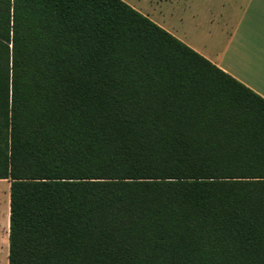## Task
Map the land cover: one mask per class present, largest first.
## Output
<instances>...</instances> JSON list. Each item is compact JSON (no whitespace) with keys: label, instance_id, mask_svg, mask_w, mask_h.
<instances>
[{"label":"trees","instance_id":"trees-1","mask_svg":"<svg viewBox=\"0 0 264 264\" xmlns=\"http://www.w3.org/2000/svg\"><path fill=\"white\" fill-rule=\"evenodd\" d=\"M8 264H264V98L123 0H0Z\"/></svg>","mask_w":264,"mask_h":264},{"label":"crops","instance_id":"crops-1","mask_svg":"<svg viewBox=\"0 0 264 264\" xmlns=\"http://www.w3.org/2000/svg\"><path fill=\"white\" fill-rule=\"evenodd\" d=\"M178 1L184 7H190L188 0L173 2ZM216 3L223 6V12L210 10L205 20L207 28L199 25L200 18L196 13L188 15L192 19L189 22L193 26L190 28L195 30L194 34L150 13H141L264 98V0H217ZM182 20L180 17V24ZM198 28L202 30L198 32ZM6 183L8 189L10 183Z\"/></svg>","mask_w":264,"mask_h":264},{"label":"rangeland","instance_id":"rangeland-1","mask_svg":"<svg viewBox=\"0 0 264 264\" xmlns=\"http://www.w3.org/2000/svg\"><path fill=\"white\" fill-rule=\"evenodd\" d=\"M123 1L131 6L134 5L140 12H143L145 14L150 13L153 17L159 20H164L165 22L167 20L170 24H174L178 28L182 27V30H185L184 28H186L191 34H194L195 30H192L190 28L193 27L192 23L190 24V22H192V19L188 17V15H193L196 13V16H199L200 18L199 25L203 28H207L208 23H205V20L207 19L206 16H208L209 11L211 10L216 12L220 10V12H223V6L221 4L218 6V4L216 3L217 0H188V6H190L189 8L184 7V4L179 1V3L173 2L174 0H171L172 3H170L169 0ZM180 17L183 18V25L178 21ZM201 30L202 28H198V32ZM7 181H0V264H8L9 243L7 247L5 242L7 240L6 236H8L7 233L9 228V201L7 202V197H9V188L7 189Z\"/></svg>","mask_w":264,"mask_h":264}]
</instances>
